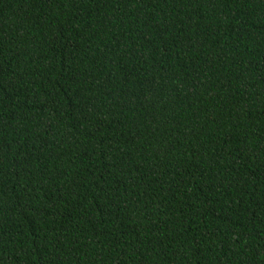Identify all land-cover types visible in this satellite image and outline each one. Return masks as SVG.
<instances>
[{"label": "trees", "instance_id": "trees-1", "mask_svg": "<svg viewBox=\"0 0 264 264\" xmlns=\"http://www.w3.org/2000/svg\"><path fill=\"white\" fill-rule=\"evenodd\" d=\"M0 264H264V0H0Z\"/></svg>", "mask_w": 264, "mask_h": 264}]
</instances>
